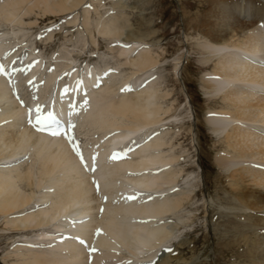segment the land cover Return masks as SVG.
<instances>
[{"label": "bare ground", "instance_id": "6f19581e", "mask_svg": "<svg viewBox=\"0 0 264 264\" xmlns=\"http://www.w3.org/2000/svg\"><path fill=\"white\" fill-rule=\"evenodd\" d=\"M206 1L207 32L196 45L212 71L202 85L223 109L208 110L205 122L223 146L215 162L238 212L233 229L250 264H264V0ZM103 3L0 0V232L18 237L0 264H189L182 249L190 244L180 238L197 220L188 210L199 202L200 177L178 141L188 131L196 148L194 127L181 118L193 116L191 100L184 91L182 113L175 106L159 74L165 58L144 25L130 23L125 0L111 12ZM53 17L59 25L40 28ZM57 38L62 54L45 56ZM184 68L176 59L174 75ZM39 95L44 110L71 106L74 127L53 136L25 124L37 108L29 113L24 101ZM115 150L124 157L106 167L93 159ZM104 169L112 174L102 180ZM114 191L143 202L133 220L139 231L123 226L122 209L112 218Z\"/></svg>", "mask_w": 264, "mask_h": 264}, {"label": "rangeland", "instance_id": "374dc122", "mask_svg": "<svg viewBox=\"0 0 264 264\" xmlns=\"http://www.w3.org/2000/svg\"><path fill=\"white\" fill-rule=\"evenodd\" d=\"M125 4L130 23L134 25V28L144 25L147 33L151 34L150 39L154 36L156 48H160L162 57L165 58L164 72L160 71L159 74L165 75L163 76L165 78L164 85L168 90L174 91L172 98L175 100V106H178L182 113L187 102L185 92L191 100L193 116L186 117L184 114L181 118L186 123V127H194L196 148L192 144V136L188 131L184 134L185 136L179 138L181 140L178 143H181L179 146L181 149H186L185 152L190 154L191 159L194 158L193 163L184 165H188V171L194 172L197 177H200L196 182L194 181L196 187L194 189L196 192L199 191L197 192L199 202H195V207L188 210L193 211L192 216H197V220L192 228L184 231L183 239L180 238V241L190 244L187 248L182 249L183 257L189 264H250L248 247L240 240V234L233 229L232 222L237 221L235 219L238 212L233 211L227 202L229 199V195L225 194L227 173L221 170L215 162L216 156L222 154L223 146L220 139L213 134L205 122L208 110L211 108L223 109L220 98L207 95V91L203 88L202 77L212 71V64H203V55L196 45L197 39L207 32V27L204 26L207 18L204 17V14L209 8L208 1L143 0L139 3L137 0H125ZM103 5L108 12H111L114 8V0H104ZM59 18L53 17L50 22L42 23L40 28L52 24L59 25L62 20ZM38 29L35 32H38ZM150 39L148 38V40ZM102 42L100 45L98 40L99 50L105 53L107 52V43ZM63 45L62 41L57 38L50 52L45 51L43 54L47 53L45 56L49 57L51 52H58L60 48L62 54ZM156 48L154 47V49ZM181 57H183L185 68L179 78L174 75V64L176 59ZM97 61L99 62L95 59L93 63L97 64ZM197 158L201 166L194 167L193 164L196 162L194 160ZM203 200L210 202L209 208H206ZM32 234L34 235V233ZM1 235L2 232H0V260L12 248L13 240H18V237L2 238ZM177 245L178 243H174L173 246L177 247ZM162 254L160 257H163L164 254Z\"/></svg>", "mask_w": 264, "mask_h": 264}, {"label": "snow or ice", "instance_id": "6c2138e0", "mask_svg": "<svg viewBox=\"0 0 264 264\" xmlns=\"http://www.w3.org/2000/svg\"><path fill=\"white\" fill-rule=\"evenodd\" d=\"M4 69L3 66L0 65V73H3ZM21 103H23L21 101ZM31 109H29V113H31ZM37 119H36V123L34 125V127H37L38 131H42L44 130L46 127H58L60 125V122L58 120H56L51 113H49L48 117L41 119V117L39 116V108H37ZM29 123H32L31 119H29ZM71 127H74V125H72ZM51 135L56 136L59 135L60 133L57 131H51L50 132ZM74 151L76 152L77 157L80 159L81 164L87 169V164L84 161L82 152L78 149V148H74ZM119 156L118 153H114L110 159L115 160L117 159ZM93 159L95 160V157H93ZM93 171H95V167H93L92 169ZM135 196H125L126 200H133L135 199ZM104 199H107L106 197ZM97 234H99V230H97ZM81 243H83V241H81Z\"/></svg>", "mask_w": 264, "mask_h": 264}]
</instances>
